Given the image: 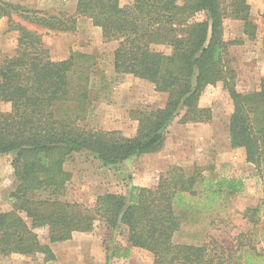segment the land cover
Segmentation results:
<instances>
[{"label":"trees","instance_id":"obj_1","mask_svg":"<svg viewBox=\"0 0 264 264\" xmlns=\"http://www.w3.org/2000/svg\"><path fill=\"white\" fill-rule=\"evenodd\" d=\"M201 13L204 18H197ZM15 17L56 33L75 32L80 17L91 19L106 41L118 42L115 73L143 79L166 93L165 105L131 110L137 121L132 135L82 127L90 83L89 67L81 59L87 55L53 59L42 33ZM2 18H8V31L17 33V46L14 55L0 51V158L13 153L17 183L10 194L12 209L0 212V255L44 253L54 259L37 228L47 227L49 242L56 243L75 232L93 231L99 221L110 230L123 225L129 244L150 252L154 264H227L225 248L218 243L174 241L182 222L177 208L186 204V194H197V178L177 168L155 187L133 185L127 195L105 192L87 208L64 198L71 178L65 163L74 154L87 153L114 166L160 151L176 117L183 124L212 120V109L202 107L200 98L208 85L222 83L233 105L231 146L244 148L246 160L264 179V78L256 91L237 88L230 46L238 42L225 38L227 18L243 22L244 34L256 38L248 0H78L73 14L0 0ZM157 44L171 52L155 51ZM242 187L237 178L207 179L201 194L211 207L224 190L239 192ZM248 212L250 222L257 224L264 217V196ZM251 250L245 264H264L262 252Z\"/></svg>","mask_w":264,"mask_h":264},{"label":"rangeland","instance_id":"obj_2","mask_svg":"<svg viewBox=\"0 0 264 264\" xmlns=\"http://www.w3.org/2000/svg\"><path fill=\"white\" fill-rule=\"evenodd\" d=\"M29 9L52 14H73L78 0H9ZM129 1V0H127ZM251 19L256 24L257 35L249 39L243 34V22L227 18L225 38L238 43L230 46L232 66L237 72V88L243 92L259 89L264 78V0H248ZM204 18V13L198 15ZM31 29L35 26L15 17ZM44 45L56 60L68 58L72 53H84L81 62L89 67V97L87 117L79 124L91 130H119L126 135L136 131L137 121L130 111L163 107L168 95L157 92L153 85L131 75L114 71V50L118 42L106 41L100 27L91 19L80 17L76 31L56 33L38 29ZM47 41V44L45 43ZM17 33L8 31V18L0 20V51L14 55ZM155 51L170 53L171 48L157 44ZM200 105L212 109L208 122L180 123L176 117L167 128L163 148L143 157H133L114 166H104L87 153L71 156L65 169L71 178L67 182L64 198L92 208L97 198L105 192L128 194L133 185L155 187L159 180L177 171L197 178L196 195L186 194V204L177 208L181 228L175 234L176 243L194 245L218 243L225 248L227 264H245V256L253 254L251 248L264 256V217L257 224L250 222L248 209L261 203L264 196V179L255 166L246 160L244 148H234L230 143L229 122L232 100L222 83L208 85ZM5 110L9 107L5 106ZM13 153L0 158V212L12 209L11 192L16 186ZM237 178L243 182L242 190L222 194L207 207L201 194L207 179ZM42 244L49 245L55 258L46 259L44 253L33 256L0 255V264H154L153 255L141 248L132 247L123 225L107 229L96 222L91 232H75L69 240L50 243L48 228H37ZM126 249L129 253L126 254ZM126 254V255H125ZM256 264V262L254 263Z\"/></svg>","mask_w":264,"mask_h":264},{"label":"crops","instance_id":"obj_3","mask_svg":"<svg viewBox=\"0 0 264 264\" xmlns=\"http://www.w3.org/2000/svg\"><path fill=\"white\" fill-rule=\"evenodd\" d=\"M37 29V28H36ZM47 31V30H46ZM50 32V31H49ZM243 34H244V32H243ZM46 44H47V41L45 42Z\"/></svg>","mask_w":264,"mask_h":264}]
</instances>
